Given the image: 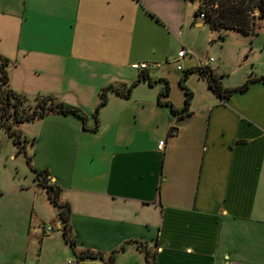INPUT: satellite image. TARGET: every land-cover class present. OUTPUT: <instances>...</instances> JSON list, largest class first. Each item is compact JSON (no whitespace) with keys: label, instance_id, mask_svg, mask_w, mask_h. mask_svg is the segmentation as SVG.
<instances>
[{"label":"crops","instance_id":"0c3cea01","mask_svg":"<svg viewBox=\"0 0 264 264\" xmlns=\"http://www.w3.org/2000/svg\"><path fill=\"white\" fill-rule=\"evenodd\" d=\"M186 5L0 0V56L8 60L9 87L30 99L52 96L76 107L91 128L100 91L125 89L140 75L176 87L172 78L205 66L224 89L264 76V43H254L260 31L237 50V77L226 80L229 34L215 30L225 36L220 44L213 30L201 39L196 29L202 24H191ZM214 45L218 58L207 59ZM181 48L190 54L180 72L167 62ZM143 63L146 70L132 68ZM184 83L192 93L184 117L157 104L162 84L141 80L128 97L107 94L96 132L84 131L73 116L30 122L31 142L23 145L29 169L44 172L69 207L73 245L63 235L10 234L0 225V264H42L50 246L69 247L77 264H258L249 256L264 245V84L220 100L197 73ZM159 100L178 111L184 106L177 93ZM33 181L27 191L33 190L37 212L42 189L35 175ZM82 253L93 257L80 259Z\"/></svg>","mask_w":264,"mask_h":264},{"label":"trees","instance_id":"16d2710c","mask_svg":"<svg viewBox=\"0 0 264 264\" xmlns=\"http://www.w3.org/2000/svg\"><path fill=\"white\" fill-rule=\"evenodd\" d=\"M199 7L195 16L198 18L200 14H204L203 22L209 23L211 28L216 31L234 30L241 35L249 36L257 34L264 27V0H196ZM257 21H262L259 24ZM222 36H220L221 38ZM223 38V37H222ZM8 60L0 56V129H2L18 146L19 153H24V146L20 143V135L14 131V126L24 123L33 122L35 120L46 118L50 115L73 116L82 123L84 131L96 132L98 129V113L107 102V94L114 92L119 96L128 97L132 88L141 80L146 81L149 85L157 83L162 84V91L159 94L157 104L169 108L173 116L184 117L188 114L192 93L185 87L184 82L188 75L197 73L203 79L211 91L218 96L220 100H227L236 93L245 92L254 82L264 84V76L248 78L241 86L233 89H224L220 82V77L213 73L207 67H196L185 71L184 77L179 81L180 87L184 90L185 101L181 110H175L169 102L162 103L159 99L169 94L168 83L164 80L152 81L148 76L140 75L138 80L125 89L109 85L100 91L98 102L93 111L94 126H87L88 118L76 107L68 106L52 96H37L35 98H27L24 95L12 91L9 87V79L7 73ZM173 131V129H171ZM27 163L29 158L25 155ZM36 179L45 188L48 199L55 206L58 205L59 190L49 184L45 179L44 172L36 173ZM43 181V182H42ZM58 219L62 224V235L66 238V242L73 245V242L67 232V224L70 217L69 207L66 205H58ZM81 255L92 258L89 253L77 254L81 259Z\"/></svg>","mask_w":264,"mask_h":264},{"label":"rangeland","instance_id":"374dc122","mask_svg":"<svg viewBox=\"0 0 264 264\" xmlns=\"http://www.w3.org/2000/svg\"><path fill=\"white\" fill-rule=\"evenodd\" d=\"M198 7V1L187 0L186 11L192 19L191 24H202V27L197 28L196 30L198 32V36L201 39H206L209 34V31L211 32V30L213 29H211L209 23L203 22L195 16ZM257 22L259 24H262V21ZM220 33H223V35L226 36L229 34V39H227L225 43L226 46L223 49V54L226 61L230 63V66H228L226 69V80H232L237 74L236 69L240 65L239 61H241L237 57V50L240 47L244 48V45L249 44L250 39L245 35H232L234 33H227L226 31H221ZM212 34L213 37H216V41L219 42V44L222 43L223 38H220L218 36V32L215 33V30H213ZM223 37L225 38V36ZM255 38V44L262 45V43H264V27L261 28L260 32ZM218 53H220L219 47L217 45H214L210 49L209 56L207 59H216ZM242 58L244 59L245 57L242 56ZM182 60L183 59H176L172 61L168 60L167 63L171 66H174V68L177 70L178 67H182ZM173 74L175 73L173 72ZM180 75L181 76H179L177 80L174 78L171 79L173 85L175 84L176 87H172L171 83H169L167 79L164 80L168 83L169 86V94L166 97L176 99L177 93V95H179V99L182 98V102L184 103V90L180 87L179 81L182 77H184L185 72H181ZM156 85H159V83H157ZM171 87L177 89H175L172 93ZM30 128V122L16 125L13 128L14 131L20 135V143L23 145H29L31 142V138H28L31 131ZM16 156L18 158L14 160L13 158ZM33 175L35 174H31L29 164L27 163L24 154L19 153L18 146L15 145V143L8 136L7 133L0 129V225H2L1 229L7 230V232H9L10 234L19 233V231L22 230L24 231V233H28L30 231V233H35L37 236H42L43 238L62 237V231L59 227L58 220V205H61L62 202L59 200L57 202L58 205L56 206L51 203V201L48 199L45 188H43L39 184L42 190H39V197L37 200V204L39 206L36 207L37 212H34L33 206L35 205V202L33 190L27 191L28 187L33 188V186L35 185L33 181ZM35 180L36 182H41L40 178L36 179V175ZM48 227L51 229L50 232L46 230ZM69 249V247L68 249L64 250H62L61 247L58 249L56 246L45 247L43 251L42 264H66L67 260H71L73 264H77V260L74 256V253L69 252L71 251V249ZM249 258L251 259L252 263L254 262L258 264H264V245L261 244L260 251L257 254H251Z\"/></svg>","mask_w":264,"mask_h":264},{"label":"built area","instance_id":"2783aa9c","mask_svg":"<svg viewBox=\"0 0 264 264\" xmlns=\"http://www.w3.org/2000/svg\"><path fill=\"white\" fill-rule=\"evenodd\" d=\"M200 20H204L205 19V16H204V14H200L199 15V17H198ZM190 54V52L187 50V49H185V48H181L179 51H178V53H177V59H183V58H185L186 56H188ZM212 59L211 60H208V63H212ZM148 64H146V63H143V64H134L133 66H132V68L133 69H135V70H138V71H141V70H146L147 68H148ZM201 67H205V66H201ZM177 70L178 71H182V68L181 67H178L177 68ZM164 147H165V143L162 141V142H160L159 143V145H158V150L159 151H163L164 150ZM49 181V180H48ZM50 182V181H49ZM59 220V219H58ZM59 227H60V229L62 230V224L60 223V220H59ZM48 232H50L51 231V229L48 227L47 229H46ZM66 264H73V262L71 261V260H68L67 262H66Z\"/></svg>","mask_w":264,"mask_h":264}]
</instances>
